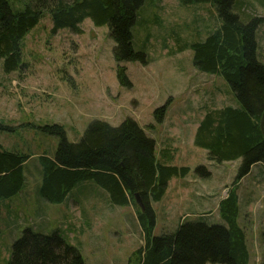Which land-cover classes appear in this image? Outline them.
Wrapping results in <instances>:
<instances>
[{
  "label": "rangeland",
  "instance_id": "374dc122",
  "mask_svg": "<svg viewBox=\"0 0 264 264\" xmlns=\"http://www.w3.org/2000/svg\"><path fill=\"white\" fill-rule=\"evenodd\" d=\"M12 1L22 5L26 0ZM251 5L255 11L247 6L250 13L264 16L263 3L252 0ZM219 23L211 3L145 0L134 27V46L146 53L148 64L120 63L131 86L118 78L116 42L109 25L98 26L91 18L81 23L82 32L66 27L53 33L52 16L46 12L24 38V68L6 73L0 59V121L10 127L0 129V143L6 149L31 153L24 163L22 190L1 202L0 264H9L13 242L26 228L46 235L59 233L80 249L86 264H127L144 243L135 208L113 203L95 180L79 182L61 202L43 197L39 155H54L60 143L59 137L40 129L49 124L64 125L68 140L78 142L96 119L118 126L133 118L156 140L161 161L190 167L185 176L173 177L163 198L152 203L154 235L173 233L182 222L195 219L222 222L219 203L242 159L210 158L208 149L195 144V134L208 108L235 105L237 98L221 74L194 65L191 46ZM258 43L264 62L263 25ZM162 106L165 113L157 119L155 111ZM200 166L210 175L198 172ZM238 192L250 264H264V162L252 166ZM10 198L14 200L11 215H18L11 228L2 218Z\"/></svg>",
  "mask_w": 264,
  "mask_h": 264
},
{
  "label": "trees",
  "instance_id": "16d2710c",
  "mask_svg": "<svg viewBox=\"0 0 264 264\" xmlns=\"http://www.w3.org/2000/svg\"><path fill=\"white\" fill-rule=\"evenodd\" d=\"M185 4L211 3L220 23L205 39L192 43L193 63L201 71L221 74L231 85L237 103L208 108L195 134V144L209 150L212 159L231 161L241 158L238 173L228 194L219 203L222 222L200 220L182 222L173 233L154 235V201L163 198L169 181L185 176L188 166L168 165L157 155L156 140L141 125L127 117L120 125L92 121L78 142H71L62 124L40 129L60 138L54 155H39L42 164L40 191L51 202L63 201L81 181L95 180L103 186L110 200L118 205H132L141 225L144 243L130 255L127 264H250L247 233L240 222L239 182L258 162H264V62L259 54L258 29L264 16L250 13V0H182ZM264 4V0H259ZM254 2V1H253ZM145 0H26L16 5L0 0V59L3 71L24 68L23 41L49 12L52 32L71 28L82 32L81 23L91 18L96 25L108 24L115 40L114 56L118 78L131 86L126 67L121 62L148 64L144 51L134 46L137 25ZM248 6V8H247ZM166 106L156 109L161 119ZM0 129H10L0 121ZM28 151L6 149L0 143V211L3 199L17 194L26 183L24 163ZM197 171L210 175L200 166ZM141 198L144 209L137 202ZM1 233V229H0ZM9 264H86L78 247L59 233L46 235L26 228L12 245Z\"/></svg>",
  "mask_w": 264,
  "mask_h": 264
},
{
  "label": "crops",
  "instance_id": "0c3cea01",
  "mask_svg": "<svg viewBox=\"0 0 264 264\" xmlns=\"http://www.w3.org/2000/svg\"><path fill=\"white\" fill-rule=\"evenodd\" d=\"M14 200H12L11 198H10V200L8 201V202H6L4 205L6 206V209L9 207V209H7V212L3 215V219L4 220H6V223L8 224L7 226L8 227H13L14 226V223H15V221H16V219H17V217H18V215L17 214H15L14 213V215L12 214L11 215V212H14L12 209H11V206H12V203H13V205H14V202H13ZM8 206V207H7ZM17 213V212H16ZM10 222V223H9ZM18 225V224H17ZM16 225V226H17ZM15 227V226H14Z\"/></svg>",
  "mask_w": 264,
  "mask_h": 264
},
{
  "label": "water",
  "instance_id": "95a60500",
  "mask_svg": "<svg viewBox=\"0 0 264 264\" xmlns=\"http://www.w3.org/2000/svg\"><path fill=\"white\" fill-rule=\"evenodd\" d=\"M261 126H262V129L264 130V112H263V115H262ZM136 199H137V202L140 205V207L142 209H144V204H143V202H142V200H141V198L139 197L138 194L136 195Z\"/></svg>",
  "mask_w": 264,
  "mask_h": 264
}]
</instances>
